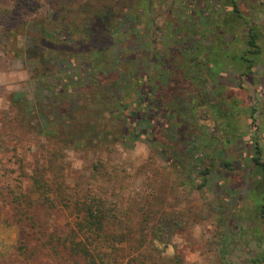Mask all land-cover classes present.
<instances>
[{"label":"trees","instance_id":"16d2710c","mask_svg":"<svg viewBox=\"0 0 264 264\" xmlns=\"http://www.w3.org/2000/svg\"><path fill=\"white\" fill-rule=\"evenodd\" d=\"M51 2L50 15L33 27L31 54L70 65H39L47 108L32 113L21 105L14 119L23 133L55 146L32 169L28 193L2 197L0 223L38 234L40 244L19 255L31 264H123L118 244L130 240L131 230L114 231L118 217L104 195L66 193L58 154L132 148L144 138L177 184L218 192L214 214L228 241L223 264H264V99L245 85L264 72V0ZM130 36L137 43L127 65L120 59ZM146 188L147 196L157 190ZM64 208L73 219L52 229L43 212L54 209L56 222ZM150 218L136 242L156 251L179 222ZM138 247L129 242L128 250L138 254ZM134 262L124 264H140ZM161 262L155 253L149 264Z\"/></svg>","mask_w":264,"mask_h":264},{"label":"rangeland","instance_id":"374dc122","mask_svg":"<svg viewBox=\"0 0 264 264\" xmlns=\"http://www.w3.org/2000/svg\"><path fill=\"white\" fill-rule=\"evenodd\" d=\"M51 10V0H0V209L6 203V199H2L5 193L29 192L32 169L46 163L55 148L52 142L34 133H23L14 125L21 105L32 113L47 108L48 104L44 103L49 92L36 77L38 66L70 65L56 58L49 61L38 54H31L34 50L29 45L37 38L33 29L35 22L48 17ZM156 21L160 23L162 17L158 16ZM157 31V26L152 24L150 33L156 34L159 41ZM127 43L128 50L120 60L131 65L128 62L133 58L130 51L137 42L130 36ZM261 75L258 83L247 80L245 85L257 98L264 99V72ZM59 153L58 162L66 193L73 197L89 192L104 195L112 203V213L118 217L114 231L119 234L131 230L130 240L118 244L124 257L123 264L131 258H135L134 263L149 264L155 253L162 261L160 264H223L226 261L223 249L228 241L214 214L218 211L215 210L218 192L213 191V186L201 192L177 184L175 177L167 174L166 162L144 138L134 143L132 148L119 145L100 150L64 148ZM147 184L157 187L153 196H147ZM242 185L241 181L232 187L238 186L235 191H239ZM159 199H162L161 204ZM64 209L56 222L54 217L57 219L58 215L54 209L43 212L42 217L52 229L63 227L73 219ZM161 216L179 222L162 236L166 245L154 244L158 246L155 251L153 244L147 241L138 247L140 243L136 241L142 237L143 225L148 219L152 220L150 217ZM22 227L0 223L1 264L3 261L5 264H31L33 258L24 259L19 250L27 247L29 253L40 242L36 240L38 234L31 237L32 232ZM129 242L138 247V254L128 250Z\"/></svg>","mask_w":264,"mask_h":264}]
</instances>
